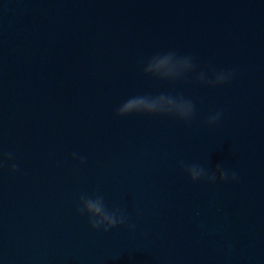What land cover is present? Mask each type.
<instances>
[{"label": "water", "instance_id": "95a60500", "mask_svg": "<svg viewBox=\"0 0 264 264\" xmlns=\"http://www.w3.org/2000/svg\"><path fill=\"white\" fill-rule=\"evenodd\" d=\"M168 52L193 70L145 74ZM160 94L191 120L117 115ZM0 264H264V0H0Z\"/></svg>", "mask_w": 264, "mask_h": 264}, {"label": "clouds", "instance_id": "9594fccd", "mask_svg": "<svg viewBox=\"0 0 264 264\" xmlns=\"http://www.w3.org/2000/svg\"><path fill=\"white\" fill-rule=\"evenodd\" d=\"M162 58V59H161ZM175 58V65L170 67L167 72H160L159 68L162 65L168 63V61ZM158 62V63H157ZM148 65H154L155 70H149ZM194 64L192 57L190 56H178L175 52H168L163 55L154 56L144 68L145 74H150L154 77L166 80H175L182 77L184 74L193 70ZM233 73L220 72L214 74L212 80L206 81L207 83L215 86L224 84L231 79ZM197 79L201 82H205L204 73H200ZM172 105L173 107H165L164 105ZM131 113H148V114H161L172 115L181 120H191L194 113V105L190 100H185L183 97H173L171 95L160 94L158 96H135L128 99L118 109L117 115L126 116ZM220 113L212 116L208 120V124L211 126L215 124L219 118ZM75 155V154H74ZM7 158H11V154H7ZM185 171L188 173L190 179L193 182L206 180L209 183H215L217 179L220 181H227L229 179H236L234 173L230 174L227 170L222 168L219 164L216 165L212 172H208L204 167L199 165H183ZM13 171L15 165L12 166ZM82 214H87L89 222L94 229L104 227V231H108L111 228L116 227L119 224H124L127 217L118 209L115 211H109L103 201L102 196L85 197L81 196V207L78 209ZM101 213L102 220L94 218V214Z\"/></svg>", "mask_w": 264, "mask_h": 264}]
</instances>
